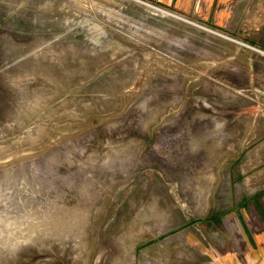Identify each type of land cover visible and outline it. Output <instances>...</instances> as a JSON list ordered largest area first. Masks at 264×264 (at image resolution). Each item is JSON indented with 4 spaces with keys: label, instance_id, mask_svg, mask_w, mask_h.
Wrapping results in <instances>:
<instances>
[{
    "label": "rangeland",
    "instance_id": "374dc122",
    "mask_svg": "<svg viewBox=\"0 0 264 264\" xmlns=\"http://www.w3.org/2000/svg\"><path fill=\"white\" fill-rule=\"evenodd\" d=\"M260 170L264 0H0V264H264Z\"/></svg>",
    "mask_w": 264,
    "mask_h": 264
},
{
    "label": "crops",
    "instance_id": "0c3cea01",
    "mask_svg": "<svg viewBox=\"0 0 264 264\" xmlns=\"http://www.w3.org/2000/svg\"><path fill=\"white\" fill-rule=\"evenodd\" d=\"M261 152L263 153V151L261 150ZM261 177H259L260 178V180L261 181H264V170H260V172L258 173ZM259 180V179H258ZM264 241H262L261 243H263Z\"/></svg>",
    "mask_w": 264,
    "mask_h": 264
},
{
    "label": "bare ground",
    "instance_id": "6f19581e",
    "mask_svg": "<svg viewBox=\"0 0 264 264\" xmlns=\"http://www.w3.org/2000/svg\"><path fill=\"white\" fill-rule=\"evenodd\" d=\"M162 10V9H161ZM167 12V11H166ZM255 15V14H254ZM177 16V15H176ZM260 17V16H259ZM258 20V19H257Z\"/></svg>",
    "mask_w": 264,
    "mask_h": 264
}]
</instances>
